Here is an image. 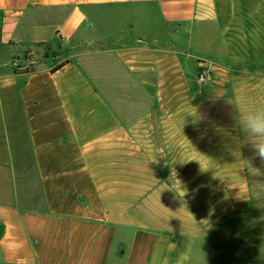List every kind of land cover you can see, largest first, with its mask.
Listing matches in <instances>:
<instances>
[{
    "label": "crops",
    "instance_id": "0c3cea01",
    "mask_svg": "<svg viewBox=\"0 0 264 264\" xmlns=\"http://www.w3.org/2000/svg\"><path fill=\"white\" fill-rule=\"evenodd\" d=\"M258 108L264 0H0V264H264Z\"/></svg>",
    "mask_w": 264,
    "mask_h": 264
},
{
    "label": "rangeland",
    "instance_id": "374dc122",
    "mask_svg": "<svg viewBox=\"0 0 264 264\" xmlns=\"http://www.w3.org/2000/svg\"><path fill=\"white\" fill-rule=\"evenodd\" d=\"M49 54H51V56H56V53L53 52ZM18 119L16 117L15 121L11 123V136H9L8 141H6V145H8L11 150L9 159L12 160L16 182L23 195L22 203L30 206H38L41 204L42 200L40 185L30 152L31 149L28 143L25 123L23 118H20V121H18Z\"/></svg>",
    "mask_w": 264,
    "mask_h": 264
},
{
    "label": "clouds",
    "instance_id": "9594fccd",
    "mask_svg": "<svg viewBox=\"0 0 264 264\" xmlns=\"http://www.w3.org/2000/svg\"><path fill=\"white\" fill-rule=\"evenodd\" d=\"M237 122L252 143L256 155L264 160V108L238 112Z\"/></svg>",
    "mask_w": 264,
    "mask_h": 264
},
{
    "label": "trees",
    "instance_id": "16d2710c",
    "mask_svg": "<svg viewBox=\"0 0 264 264\" xmlns=\"http://www.w3.org/2000/svg\"><path fill=\"white\" fill-rule=\"evenodd\" d=\"M48 56V55H47ZM17 60L18 59H13V67H14V70H15V72L16 73H22V72H24L23 71V68L25 67L22 63H18L17 62ZM70 63V61L69 60H67V61H65L64 63H62V64H60L59 66H57L56 68H54V70L53 71H58V70H60L61 68H63L64 66H66L67 64H69ZM32 207L34 206H36V205H31Z\"/></svg>",
    "mask_w": 264,
    "mask_h": 264
},
{
    "label": "built area",
    "instance_id": "2783aa9c",
    "mask_svg": "<svg viewBox=\"0 0 264 264\" xmlns=\"http://www.w3.org/2000/svg\"><path fill=\"white\" fill-rule=\"evenodd\" d=\"M205 78H206V75H205V74H201V75H200V79H201V80H205Z\"/></svg>",
    "mask_w": 264,
    "mask_h": 264
}]
</instances>
